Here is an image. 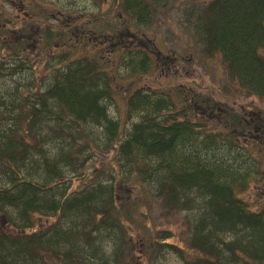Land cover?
I'll list each match as a JSON object with an SVG mask.
<instances>
[{"label":"trees","instance_id":"16d2710c","mask_svg":"<svg viewBox=\"0 0 264 264\" xmlns=\"http://www.w3.org/2000/svg\"><path fill=\"white\" fill-rule=\"evenodd\" d=\"M115 1L137 28L162 6ZM121 20L96 33L111 48L108 63L94 56L100 44L96 53H79L80 41L54 48L50 30L51 51L32 49L30 33L10 39L0 15V264H136L131 225L140 206L160 205L183 214L192 254L173 250L183 264H264V209L242 197L255 182L264 188L248 149L183 118L195 98L143 87L155 65L142 42L124 46ZM204 20L196 26L205 51L264 96V0H215ZM159 241V252L173 249Z\"/></svg>","mask_w":264,"mask_h":264},{"label":"rangeland","instance_id":"374dc122","mask_svg":"<svg viewBox=\"0 0 264 264\" xmlns=\"http://www.w3.org/2000/svg\"><path fill=\"white\" fill-rule=\"evenodd\" d=\"M159 1L167 8L162 7L155 17L147 22L146 26L139 28L132 26L131 20L122 13L118 1L115 0H0V15L7 18L8 23L5 28H7L6 34L10 39H17L22 32L30 33L32 49L40 48L42 53L44 49L47 53L51 51L45 44L47 40L45 32L50 30L58 35V46L56 45L54 48L58 47L59 50H62L60 47L62 42H65L67 48H74L77 45L76 40L79 39L81 41L78 50L82 54L93 51L100 44L102 49L97 51L98 53L93 51L96 53L94 56L100 58V61L108 63L111 48L102 40V35L98 36L96 33H106L105 30H108V25L111 23L108 22L110 18L115 24H119V20L122 18L121 21L124 19V22L130 27L128 31L138 34V36L134 34L133 44L135 41L142 42L145 46L143 52L155 65V68L143 77L144 88L147 87L160 93L164 92L173 98L176 95H181L184 98L197 96L204 105H206L204 99H212L217 103V111L228 110L235 118H239L238 116L257 118L259 115L264 117L262 96L259 97L250 87L242 85L241 79L231 74L222 56L205 51L203 36L196 25H198L199 18L204 20L207 8H210L211 3L215 0ZM116 18L120 19L116 21ZM121 28L123 35L126 34L124 32L126 26L125 28L121 26ZM71 33L73 41L68 37ZM92 33H95L93 37L96 38L95 40L92 39L88 42L81 39V37L93 35ZM36 36L38 39H35ZM108 36L110 35L106 34L105 37L108 38ZM100 38L102 41L99 42ZM154 44L160 50L155 48ZM31 52L35 56L34 51ZM70 56L71 60L75 58L72 53ZM36 62L38 61L33 59L32 63ZM35 69L41 70L42 63L36 64ZM136 83L137 81L133 84ZM114 87L123 90L120 83L115 84ZM116 88L115 90L118 91ZM187 112L191 115L190 119L192 117V119L203 118L194 107H188ZM109 113L112 118L117 117L116 109L111 108ZM212 115L208 117L215 118ZM209 118L201 119V123L206 126L205 132L219 133L221 137L232 133L231 130L223 131L216 125L218 124L216 121L209 120ZM240 132L241 129H239ZM248 132L250 131H244V136L247 137ZM244 136L240 137V142L237 144L241 145L244 142ZM259 147L260 145L253 146L262 152L264 147ZM250 148L251 146L247 148L248 152ZM253 154L264 169V153L260 158L257 156L256 150L253 151ZM107 155L110 157L112 154ZM88 158L94 159L89 153ZM249 162L255 167L260 166L250 156ZM79 177L81 178V176ZM242 197L252 205L254 211H258L264 206V191H260L256 185H252ZM180 216L181 214L175 212L165 213L160 206H157L149 216L154 224V234L145 228L141 229V226L136 228L139 226L136 223L132 225L133 239L143 238L145 242L150 240L154 245L166 233L165 236L169 237L168 243L173 246L172 250L168 249L162 253L151 250L153 256L150 258L147 255L142 264H183V261L173 253V250L177 248L185 259L192 254L185 244V234L182 231L185 229L181 228ZM136 218L145 222V206H140ZM2 228L0 226V230H4Z\"/></svg>","mask_w":264,"mask_h":264},{"label":"flooded vegetation","instance_id":"af4514ba","mask_svg":"<svg viewBox=\"0 0 264 264\" xmlns=\"http://www.w3.org/2000/svg\"><path fill=\"white\" fill-rule=\"evenodd\" d=\"M241 121H243V126H246L247 128H252V132H250L249 136L253 137V134L255 132V128L260 129L256 127L255 121H259V126L262 127L264 125V118H250L248 121L246 118H240ZM240 136L244 135V132L239 133ZM262 144H264V140L262 141Z\"/></svg>","mask_w":264,"mask_h":264}]
</instances>
